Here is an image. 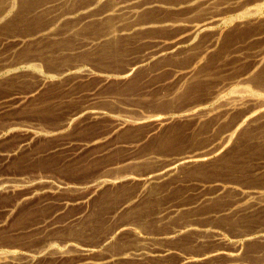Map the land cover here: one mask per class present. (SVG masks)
I'll return each instance as SVG.
<instances>
[{
	"label": "bare ground",
	"instance_id": "6f19581e",
	"mask_svg": "<svg viewBox=\"0 0 264 264\" xmlns=\"http://www.w3.org/2000/svg\"><path fill=\"white\" fill-rule=\"evenodd\" d=\"M94 54L113 60V65L91 67L87 58ZM43 65H48L47 69ZM163 73L167 76L159 81L162 83L153 84L156 88L169 87L160 97L161 109L145 108L130 116L132 108L127 105L117 103L120 106L113 111L100 103V86L134 85L141 74L143 78ZM25 77L36 80L33 88L25 93L15 89L0 97V119L5 120L0 125V144L17 133L23 136L11 148H0L1 165L41 139H60L108 115L112 124L105 133L75 149L72 140L66 139L45 153L73 147L77 155L99 143L114 142L131 127L145 126L142 132L133 131L135 140L121 146L132 151L140 147L138 151L143 153L128 155L121 162L146 159L152 167L141 173L120 167L114 175L102 173L77 182L41 173L0 177V193L14 195L13 205L3 207L8 214L17 205L42 197L54 199L55 215L73 205L86 206L60 223L47 216V220L30 226L27 231L43 237L24 252L10 244L7 253L0 251V264H244L240 261L244 243L256 238L264 241V228L239 232L228 242L215 228L218 226L198 222L216 219L217 223L237 224L239 216L264 208V0H0V87L12 81L16 85ZM93 78L98 79L97 84L84 92L89 103L60 120L48 126L40 124L39 128L15 120L13 114L24 105L42 102L40 97L50 84L59 85L55 90L61 93L60 99L67 96L71 100L76 92L84 94V89L74 88L76 84ZM116 93L110 94L109 103L118 98ZM47 99L52 101L53 96ZM51 106L37 105L35 112L48 115L59 111L57 105ZM146 142L147 149L141 146ZM241 145L253 148L252 153L234 152ZM52 163L43 159L38 165ZM124 188L128 190L120 196ZM78 190L82 194L66 196ZM119 196L113 217L125 213L126 220L104 228L94 243L81 244L78 232L85 233V227L93 222L88 214L93 212L90 203ZM86 218L89 223L80 226ZM151 222L166 223L167 229L150 230ZM5 224L0 221V228ZM206 236L225 246L187 254L178 246L151 247L154 241L171 243L179 237H192L199 242ZM126 242L136 247L104 251L125 247ZM221 258L225 260L216 263L215 259Z\"/></svg>",
	"mask_w": 264,
	"mask_h": 264
},
{
	"label": "rangeland",
	"instance_id": "374dc122",
	"mask_svg": "<svg viewBox=\"0 0 264 264\" xmlns=\"http://www.w3.org/2000/svg\"><path fill=\"white\" fill-rule=\"evenodd\" d=\"M129 55H128L129 56L128 58L130 59V57L132 56V53ZM100 56H101L100 54H94L91 57L87 58L89 61V63H87V64L93 68H96V69H106L108 66L113 65V64H111L113 60L111 61V59H108L107 57L103 58V56H101V57ZM47 67H48V65H43V68L47 69ZM140 76L142 77V74L137 76V78H136V79H138V84L134 83V85H131V82L130 83L129 82H123L121 84L115 83L114 85L104 86L102 88L100 86L97 89V91H98V93H100L99 94V95H101L100 97H102V98L105 97L103 100H102V98H100V103L102 104L104 102L103 105L108 104L109 106H107V107H110L113 111L118 109L117 106H120V105H118L120 103H121V105H127L128 107L132 108V110H131L132 113L129 112L131 114L130 116H137L138 113L141 112V110H143V112H144L145 108H146V110H149L150 107H151L150 110L161 109V108H159V105H162V100L160 97H163V95L169 89V87H168V85H164V86L162 85V86L156 88L153 84L154 83H158V84L162 83L159 81L162 80V78L166 77L167 73H163V75L159 74V75H152V76H145L143 74V76H145L143 78H141ZM26 78H28V79H26ZM30 78L31 77H25L23 79L24 82L21 80L20 82H17L16 85L14 84L15 81H12V83H9V84L1 85V87H0V95L1 96L0 97H3L9 93H12L13 91H15V89H16V92H20V93L21 92L25 93L26 91H28V89L30 90L31 88H33L35 86V83H36V80L34 78H31V79ZM29 80H31V81H29ZM97 82H98V79L93 78V79H90L88 81L81 82V84H78V85L76 84V86L74 88H76L77 90H83L84 89L83 90V93H84L87 89L92 88L94 85H96ZM29 83H31V84H29ZM13 84H14V86H13ZM115 85H118L119 88L113 90L112 89L113 87H118ZM6 86H7V88H6ZM13 87H14V89L12 90ZM51 87H52V89H51ZM56 87H58V89H59L58 84H50L48 86V88L45 89V91L43 92V94L40 97V99H42V102H41L42 104L40 102L38 104H36L33 101V102H30V103L24 105L23 108H25V109L22 108L21 110L18 111L19 113L13 114L14 117H17L15 120L17 122L21 121L23 124H27V122H29L28 124H32L38 128H39L38 125H40V124H41L40 125L41 127H43L45 125L48 126V125L60 120L61 118H63L62 116L66 115L68 112H70L74 108L81 106L85 102L89 103V101H88L89 97L85 93L82 96H81V94H78L77 92H76L77 95H75V93H74V96L72 98L73 100L72 99L70 100V98L67 96H64L62 99H60V97L62 95L59 91H56V90H58ZM17 90H19V91H17ZM56 92H59V93H56ZM115 92H117L116 97H118V98L115 99V101L113 103H109V102H112V101H110V99H108V98H111V96H112L110 94H113ZM107 94H109V95H107ZM50 96H53L52 101L47 99ZM119 97H120V100H119ZM43 99H44V101H43ZM156 99H158V100H156ZM46 100H48V102H45ZM63 100H65V101L63 102ZM69 101H71V102H69ZM106 102H108V103H106ZM62 103H63V105H62ZM32 104L35 106H33ZM49 104H50V106L55 105L54 107H56V105H57V107L59 108V111L56 112V110H55L54 112H51V114L53 113L52 115L50 113H48V115H47V113L44 115L43 114L44 112L41 114H38L35 112L37 109V107H36L37 105H49ZM60 104H61V106H58ZM111 104L112 105L114 104L113 108H115V109L112 108ZM60 107H61V109H60ZM52 108L53 107L51 106V109ZM30 109H31V111H30ZM120 114H121V112H120ZM35 118H36V120H35ZM2 122H5V120L2 121L0 119V125L2 124ZM21 122H19V123H21ZM30 122H32V123H30ZM111 122H112L111 118L108 115H106V116H104V118L102 117V119H99L95 122H92V123L87 124V125L83 124V125L79 126L78 128H75L72 131L73 133H69V134L65 135L66 137L64 136L60 139H52V140L51 139H41L40 141L35 143L30 149H27V151L20 154L21 156L19 155L18 157L14 158L8 164L1 165V163H0V174L1 175L4 174V176L0 175V177H6V178L11 179V178L19 177V176H32V175H38L41 173V175H48V176L51 175L53 178H55L57 180H64V181L74 180L77 182L78 180H87V179L93 178L95 176H100V175H102V173H104L105 176L111 175L112 173H113L112 175H114V174H116L115 172L118 169L120 170V167H121V170H123V171L128 172V170H129L131 172L135 171V173L144 172V171L148 170L147 168L152 167V166H149L152 164H148L146 162V159H144L145 161L143 159H136L133 161L130 160L128 163L125 162V164H123L124 162H121L123 159L128 157V155H134V154L136 155V153H138V152L143 153V151H138V150H142L140 147H138L136 150L133 149V151H132L130 149L127 150L128 148L121 147V146H123L125 144V142L135 140V139H133V138H135V134H134L135 132H133V131L137 130V132H142L145 130V126L135 128V129H131L132 128L131 127L127 132L125 131L124 134L117 137L119 140L117 138L114 139V142L112 141V143H114V144H112V143L108 144L109 141L108 142H102L103 144L99 143L98 145H95L92 148H87L86 149L87 151L84 150L77 155L75 154L77 152V150L74 151L73 147L75 149L77 146L78 147L80 146L79 144L86 143L93 136L105 133L110 128V126L112 124ZM177 126H180V125H177ZM185 128H187V127H185ZM130 134H131V137H130ZM15 136L12 139H10V141L8 140L7 142L1 143L0 148L9 149L12 146L16 145L17 142H19L23 138L21 133H17ZM122 136H123V138H122ZM66 139H68V140L71 139L72 142L74 143L72 145L73 146L72 150H70V151L60 150V151L52 152L51 154L45 153V149L49 148L51 145H54L56 143H63ZM116 141H117V143H116ZM118 141H121V142H118ZM147 143L148 142L142 143L141 146L144 147L145 149H147V146H148ZM115 144H116V146H115ZM99 145H100V148L97 147ZM104 148H105V151H104ZM237 149H235L234 152H237L239 155H247V154L252 153L251 150L253 148L251 149V147H249V150H248L244 145H241ZM239 150H240V152H239ZM28 151H30V152H28ZM34 152H35V156H33ZM73 152H75V153H73ZM101 152H102V154H101ZM70 153L73 154V156L71 158H70ZM161 154H162V157H165V155L163 153H161ZM31 155H32V157H31ZM43 159H49V162H51V163L53 161L52 165L50 164L49 166H45V167L44 166L41 167V165H38L39 160H43ZM37 160H38V162H37ZM117 162H120V164ZM44 163H47V161L43 162V164ZM122 164H123V166H122ZM113 165L115 167H113ZM132 168H133V170H132ZM119 170H118V172H119ZM11 175H13V176L16 175V176L13 177ZM127 190H128V188H124V189L120 190L119 191L120 196H121V194L127 192ZM78 191H80V192L71 191V192L67 193L66 196H68V195L69 196H71V195L77 196V195L82 194V192H83V191L81 192V190H78ZM120 196L118 199L113 198L114 197L113 196V197H111L113 199L110 198V200L109 199L105 200L106 198L104 199L103 197H101L99 200L97 199V200H94L93 203L92 202L90 203L91 205L89 208L93 212L88 211L89 212L88 214H91L90 215L91 221L93 220V222L91 223V227H89V226L85 227V229H84L86 231L85 233L78 232L79 234H77V236H76L77 239H80L79 242H81V241L84 242V243L81 242V244L94 243L98 239V237H100L102 235V234L100 235V233H103L105 229L112 227L114 225L113 224L114 222H116L118 220H126V219H124V215H123L125 213H123L121 216H118L116 219L113 217V213H114V210L116 208L115 203H117V205H118ZM13 197H14V195L0 193V221H3V222L6 221V224L2 228H0V251L3 253L8 252L6 248H9V245L12 243H15L16 245H18V247H20V250H19L20 252H24L25 250H28L31 246H34L39 241V239H41L43 237V235H40L41 233H35L34 234V232L32 230H31V232H33V233H31L30 231H27V230L30 226H33V225L35 226V225H37L38 222L47 220V216H48V220H51L52 222H55V223L56 222L60 223L61 221L66 220L71 214L82 211L86 208V206L82 207V206L73 205V206H70L65 211H63L62 213L55 215L57 205H56L54 199L53 200L48 199V201H47V199H44L42 197V198H40L41 200L40 199H33V200L28 201V202H25L22 205H17L16 208L14 209V211H12L13 213L8 214V213L4 212L3 207H8V206L13 205V203H14ZM113 208H114V210H113ZM53 213H54V215H53ZM90 216L88 218H90ZM111 216H112V218H111ZM242 216L238 217L240 219L239 223L237 221L236 222L237 224H230V225L224 224V223H217V221H215L216 219L211 220V221H209V220H205V221H198L197 220V221L202 222V223H209L212 226H218L215 228H217L218 230H220L223 233V237L225 238V240H228V242L232 240V237L234 235H238L241 233L243 234L247 231L251 232V231H254L255 229H257L258 227L264 228V220H263L264 219V208L255 210L253 212H250V214L248 213V214H245ZM50 218H52V219H50ZM88 218L83 219V221L84 220L85 221L82 224L79 223L80 226H83V227H84V225L86 226V223H89V222H86ZM238 218H237V220H238ZM94 221H95V223H94ZM175 222H179V221H175ZM202 223H200V224H202ZM156 224L157 225H152V222H151L150 223V230L161 232V230L165 231L167 229L166 223L162 222L159 225L157 222ZM170 225H173V224H170ZM107 226H108V228H106ZM10 231H13V233ZM239 232H241V233H239ZM79 235L80 236L82 235V237L84 236L83 238L85 239V241L88 238V236H90L89 237L90 239L88 238L89 240L87 239V241L85 242L84 240H82V237L80 238ZM93 235H95L96 238L93 237ZM257 235H260V234H257ZM18 237H20V238H18ZM193 239L197 240L196 238H192V237H183V238L179 237V238H177L176 241H172L171 243L163 241V240L154 241L151 244L152 245L151 247L152 248H155V247L159 248V247H164V246H178V247H180V251L182 254H184V253L187 254V253H192V252L193 253H199V252L209 250V249H213V248H217L220 246L223 247V245H224V244H220L216 241H213L212 238L207 237V236L203 240L198 239L199 242L193 241ZM259 240L261 241V238L260 239L256 238V241L254 239L251 242L244 243L243 248L241 250V256H240V258H242V259L240 261H243V263L245 262L244 264H264V243H263L264 241L260 242ZM4 241H6V242H4ZM162 242H164V243H162ZM127 243L128 242H126L125 247H123V245H118L116 247H109V248H107V250H104V251L105 252L106 251H108V252H114L115 251L116 252L117 249H118V251L121 250L120 247H122V249H125V250H132V248L134 247L133 245H135V244L129 242L127 245ZM157 243H159V245ZM160 243H162V244L160 245ZM171 244H173V245H171ZM6 246H8V247H6ZM135 247H136V245H135ZM227 247H229V246H227ZM223 260H225V259L224 258L215 259L216 263L223 262ZM251 261H253V262H251ZM60 264H62V263H60ZM63 264H67V263L63 262Z\"/></svg>",
	"mask_w": 264,
	"mask_h": 264
}]
</instances>
